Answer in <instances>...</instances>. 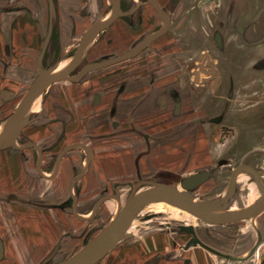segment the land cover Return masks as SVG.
Masks as SVG:
<instances>
[{"label": "crops", "instance_id": "crops-1", "mask_svg": "<svg viewBox=\"0 0 264 264\" xmlns=\"http://www.w3.org/2000/svg\"><path fill=\"white\" fill-rule=\"evenodd\" d=\"M64 1L56 5L58 11L53 34L44 58L47 66L53 61H69L83 34L93 23L86 26L85 21L108 12L112 3L109 1L107 7L106 0ZM159 1L163 4L168 0ZM50 24L49 0H0V123L16 110L37 78L38 60ZM124 24L117 18L101 32L98 43L111 37L124 51L129 41L123 34L125 31L122 32ZM111 48L101 46L98 53H94L96 49L92 50L95 56L99 55L94 61L101 59L102 55L105 58L114 55L115 49ZM110 66L89 72L81 81L60 79L51 83L38 99L42 113L23 129L19 138V141L23 138L32 140L42 149L44 171L50 169L47 170L49 173L45 171L49 176L54 168L49 167L48 155H58L66 146L82 142L77 141L84 137L82 129L86 123H91L95 141L88 144L93 153L82 176L79 177L82 170H77L79 163L74 149L63 156L52 178L36 176L34 148L11 152L0 149V237L5 247L2 261L10 256V264H39L47 252L57 247L63 235L79 233L85 223L95 217L80 219L73 213L72 203L63 205L70 202L68 198L73 201L70 186L74 180L77 209L81 215L89 216L93 208L82 209V201L94 197L87 195L83 198L84 192L80 193L78 186H93L98 195L97 189L116 176H129L137 166L146 173L150 166L163 160L164 153L181 154L179 150L164 152L159 148L161 134L171 135L163 131V123L169 122L165 117L169 109L165 108L171 107L174 101L173 93L164 85L165 76L174 81L179 69L172 67L168 70L167 66V70L159 71L157 68L149 77L140 70L127 71L119 78ZM34 105L37 108L36 103ZM113 108L115 113L112 114ZM195 126H190L183 135L190 137ZM139 132H149L155 143L149 147ZM133 138L139 140L140 150H144L139 161L131 156L129 144ZM96 151L102 161L93 164ZM187 153V150L182 152ZM9 195H12L11 202L3 200ZM32 200L50 201L53 205L42 207L30 204ZM195 220L198 224L202 221L196 217ZM148 221L135 229L133 224L129 230L132 235L120 241L95 264H251L252 249L264 239V212L253 223L238 220L235 221L239 222L237 225H233L235 222L207 223L195 227L198 237L209 248L201 244L187 247L192 233ZM196 223L190 224L198 225ZM70 238L74 240L73 236Z\"/></svg>", "mask_w": 264, "mask_h": 264}, {"label": "rangeland", "instance_id": "rangeland-1", "mask_svg": "<svg viewBox=\"0 0 264 264\" xmlns=\"http://www.w3.org/2000/svg\"><path fill=\"white\" fill-rule=\"evenodd\" d=\"M60 1L64 0H56L57 3ZM73 1L76 0H65L64 2ZM106 1L108 7L111 0ZM125 1L128 5L134 3V0ZM169 1L164 3L173 16L169 31L157 37L151 45L144 48L135 57L115 63L110 66V69L112 72L115 71L119 78L123 77L127 71L140 70L142 73H148L149 77L151 71L154 72V69L157 68L159 71L168 68L171 70L172 67L176 70L179 69V75L175 76L174 81L168 80L165 76L164 85L173 93L174 101L171 107L165 105L167 106L165 110L169 109L165 115L169 122L163 123L165 125L163 131L171 135L161 134L159 148L164 152L169 149L179 150L181 154L164 153L163 160L157 165L150 166L146 173L137 166V169L134 168L133 173L129 176H116L109 183L102 184L97 189L98 195L95 194V187L81 184L78 189L80 193L84 192L82 197L87 198V195L94 197L82 201V209L93 208L100 195L114 193L113 184L115 182H119L116 184V188L120 192V201L123 205L135 190L134 182L151 179L181 187V182L185 177L194 172L207 170L211 172L208 180L193 189L184 191L196 198L208 199L219 197L225 193L232 172L239 164L248 163L264 171V0ZM145 11L151 15L147 18L148 23H145L147 17L144 15ZM141 15H144V26L141 29L131 28L122 20L124 24L122 32L125 31L123 34L127 35L129 39L124 51L117 47L115 41L109 37L106 42L99 41L98 43L97 40L98 44L95 42L89 52L96 49L94 51L97 52L94 53H98L101 46L105 49L111 46V49H115L112 56L118 55L133 47L164 24L152 4L139 9L131 17V23L139 21ZM95 18L93 16L86 20V26L94 22L97 19ZM205 52L211 54L209 65L217 72L220 79L217 90L213 89L211 83L197 84L194 81L193 71L198 68ZM97 56L99 55L95 56L93 51L91 54L88 53L84 64L94 61V57ZM103 56L100 58H105ZM55 62L53 61L51 65ZM212 68H210L211 72ZM120 85L122 86V84ZM118 93H120L119 90H117ZM37 108L40 109V105H37ZM115 108L113 111L111 110L112 114L115 113ZM211 117H217L222 121H212ZM113 122L114 119L111 123ZM90 124H85L82 129L84 137L77 141L93 144L95 140L92 139L93 131ZM192 125H196V128L190 131V137H185L183 133ZM24 139H20L19 142L24 143L27 138ZM146 140L149 147L152 146V142L155 143L153 137ZM138 141L133 138L130 141L131 145L129 144L132 159L135 158L137 161H139L141 151H144L140 150L141 146ZM7 150L11 152L16 148L11 147ZM184 150L189 153L182 154ZM74 151L76 161L79 163L77 170L81 171L84 167L87 150L85 147H76ZM98 153L99 151L95 152L93 164L102 161L101 155ZM47 159L51 163L49 167L52 168L56 154H49ZM47 170L45 171L49 173L50 171ZM35 172L37 177H43L37 169ZM92 172L95 174V171ZM88 173L92 174L90 170ZM262 176L264 181V174ZM146 187L148 185H144L140 190ZM261 194L254 178L248 173H242L239 176L237 193L231 200L230 209L246 206ZM11 198L12 195H9L3 200L11 202ZM68 200L71 201V198ZM120 201L114 198L106 199L95 217L85 223L79 233L63 235L62 240L57 244L56 255L47 264L62 260L70 250L80 248L94 234L98 233L115 215ZM29 203L42 207L53 205L50 201L45 200L36 202L32 200ZM167 203H152L144 208L135 220L133 229L146 224L148 220L150 223L170 226L175 230H182L183 225H190L191 222L196 223L194 215L181 212L186 210L178 209L174 204L170 207ZM69 208L71 209V206ZM151 213H156L154 219L152 221L145 219V216ZM255 218H246L241 222L253 223ZM238 223L235 222L233 225ZM203 225L208 224L200 221L195 227L199 228ZM70 236H73L74 240ZM51 252H47L46 257ZM45 258H41L39 264ZM11 261L10 256H7L5 260H1L0 264H10Z\"/></svg>", "mask_w": 264, "mask_h": 264}, {"label": "water", "instance_id": "water-1", "mask_svg": "<svg viewBox=\"0 0 264 264\" xmlns=\"http://www.w3.org/2000/svg\"><path fill=\"white\" fill-rule=\"evenodd\" d=\"M145 1L151 3L157 9L159 15L164 21V24L127 51L115 56L106 57L101 60L91 61L84 64L90 47L100 38L101 32L110 26L117 18L134 12L140 4H143L140 0H137V6L134 9L130 11H124L121 6V0H111L112 7L110 10L105 14L100 15L85 31L76 53L70 57L69 61L63 66H60L61 60H58L54 64L47 66L44 63V58L53 34L54 19L56 17V4L54 0H49L51 9V24L44 47L38 60L39 74L22 97L16 110L4 122L0 123V126L2 127L0 130V149H8L11 147L16 149L35 147L39 152L37 169L39 174L45 178L54 177L61 165L63 156L68 151L76 147L87 148V156L91 158L92 149L89 145L83 142L72 143L58 153L54 171L49 176H47L44 174V171L41 167L42 149L34 141L29 139H27L24 143H20L19 138L23 129L36 118H38V116L42 113V106L40 109H38L34 104L42 96L51 83L60 79L81 81L89 72L93 70L107 67L125 59L135 57L144 48L151 45L157 37L169 31L172 24L170 12L165 10L158 0ZM177 1L178 0H173V2ZM201 71L209 73V70L203 67V63L200 64V69L195 70V80L197 82L200 81ZM207 79L209 78H204V80ZM217 120L218 119H216V121ZM88 166L89 163L85 164L79 177L84 174ZM242 173H248L254 178L262 194L255 201L246 206L230 209L231 200L237 193L238 179ZM263 174L264 171L257 169L255 166L248 163H241L234 168L225 193L219 197L208 199L196 198L195 196L184 191L186 189H193L202 184L204 181L208 180L211 176V172L207 170L194 172L185 177L181 182V188H179L177 185L167 182L143 179L133 183L135 190L131 193L123 205L120 201V192L118 189L116 193H106L100 196L92 209V213L89 216L81 215L77 209V196L73 192V187L76 182L74 180L70 186V193L73 199L71 205L73 213L80 219H92L106 199H118L120 201V205L112 219L98 233L86 241L82 247L70 250L62 260L51 264H95L120 241L132 235V232L129 230L134 224L135 220L140 216L142 210L150 204L156 202H168L177 205L182 209L193 213L195 216L201 218L202 221L209 224H226L246 218L257 217L264 212ZM144 185H148V187L140 190V188ZM63 205L69 206L70 203L67 202ZM155 216L156 213H151L146 215L145 219H151ZM181 228L183 231L193 234V237L187 242V247L190 245L201 244L209 248V246L198 237L193 224L183 225ZM260 242L261 240L254 246L252 252ZM57 248L58 247H55L41 264H47L49 261H51L57 253ZM4 254V241L0 237V260L4 257Z\"/></svg>", "mask_w": 264, "mask_h": 264}, {"label": "flooded vegetation", "instance_id": "flooded-vegetation-1", "mask_svg": "<svg viewBox=\"0 0 264 264\" xmlns=\"http://www.w3.org/2000/svg\"><path fill=\"white\" fill-rule=\"evenodd\" d=\"M135 1H137V0H134V3L133 4H127V2L125 1V0H121V6H122V9L124 10V11H130V10H132V9H134L136 6H137V2H135ZM143 4H140L138 7H137V9L134 11V12H132V13H130V14H128V15H124V16H120L119 18L120 19H122L123 21H124V23L126 24V25H128L129 27H131V28H134V29H141L143 26H144V15H146L147 17L145 18L146 19V21H145V23H148V17H150L151 15H149L146 11L144 12V15H141L140 17H139V21H137V22H132L131 23V17H133V15H135L138 11H139V9H141V8H144L145 6H151V3H148V2H146L145 0H140ZM159 1V0H158ZM179 1V0H178ZM177 1V2H178ZM54 2H55V4L57 5V2H56V0H54ZM160 2V1H159ZM169 2H171V0L169 1ZM168 2V3H169ZM160 4H161V6L165 9V10H167V11H169L170 12V14H171V18H172V21H173V16H172V13H171V11L168 9V7H165L164 6V3L162 4L161 2H160ZM112 7V3H111V6H110V8ZM110 8H109V10H110ZM57 6H56V13H57ZM172 25V24H171ZM171 28V27H170ZM127 36V35H126ZM142 52V51H141ZM140 52V53H141ZM210 59H211V54L209 53V52H205V55H204V58H203V60L202 61H200L199 62V64H198V68H196V69H194V71H193V73H194V81L197 83V84H206V83H211V85H212V87H213V89H215V90H217L218 88H219V84H220V79L218 78V74H217V72L212 68V66L211 65H209V62L211 63V61H210ZM205 60V61H204ZM203 63V67L204 68H206V69H208L209 70V73H205L204 71H201V78H200V81L199 82H197L196 80H195V70H197V69H200V64H202ZM210 68H212V72L210 71ZM204 78H209V79H207V80H204ZM112 111H113V109H112ZM211 119H212V121H215V122H220V120L222 121V119H218L217 117H211ZM216 119H218L217 121H216ZM142 133V135H143V137L145 138V139H148V138H150V133H148V132H141ZM27 140V139H26ZM25 140V141H26ZM83 143H86V142H83ZM87 145H89L88 143H86ZM28 148H30V147H25V148H22V149H18V150H21V151H24L25 149H28ZM32 148H34V150H35V153H36V158H35V166H36V169H37V162H38V157H39V152H38V150L35 148V147H32ZM87 151H88V149L87 148H85ZM91 149H92V147H91ZM71 151V150H70ZM69 151V152H70ZM87 151H86V154H85V160H84V166H85V164H87V163H89L90 164V159L91 158H89L88 156H87ZM68 153V152H67ZM92 153H93V151H92ZM92 157V156H91ZM45 161V155H44V153H43V151H42V162H41V167H42V169H43V171H44V162ZM56 161H57V155H56V160H55V163H56ZM55 163H54V166H53V168L55 167ZM38 170V169H37ZM54 170V169H53ZM52 170V171H53ZM44 173H45V171H44ZM45 175H46V173H45ZM263 177V176H262ZM117 183H119V182H115L114 184H113V189H114V193L115 192H117V188H116V184ZM70 204L72 203V201H70L69 202Z\"/></svg>", "mask_w": 264, "mask_h": 264}, {"label": "built area", "instance_id": "built-area-1", "mask_svg": "<svg viewBox=\"0 0 264 264\" xmlns=\"http://www.w3.org/2000/svg\"><path fill=\"white\" fill-rule=\"evenodd\" d=\"M250 257L252 259L251 264H264V239L256 246Z\"/></svg>", "mask_w": 264, "mask_h": 264}, {"label": "bare ground", "instance_id": "bare-ground-1", "mask_svg": "<svg viewBox=\"0 0 264 264\" xmlns=\"http://www.w3.org/2000/svg\"><path fill=\"white\" fill-rule=\"evenodd\" d=\"M67 61L68 60H63V61H61V63H60V66H63V65H65L66 63H67ZM36 105H38L39 106V100H37L36 102ZM36 107V106H35ZM1 126H0V130H1ZM54 171V170H53ZM52 171V172H53ZM45 174V173H44ZM263 180V179H262ZM205 182V181H204ZM264 182V181H263ZM179 187V186H178ZM179 188H181V187H179ZM105 202V201H104ZM156 203H159V202H156ZM165 203H167V202H165ZM170 207H171V205L172 204H169V203H167ZM172 206H174V205H172ZM176 206V208H178V209H182L181 207H179V206H177V205H175ZM168 209H169V207H168ZM195 216V215H194ZM196 218H199V217H197V216H195ZM199 219H201V218H199ZM202 220V219H201ZM194 225V224H193Z\"/></svg>", "mask_w": 264, "mask_h": 264}]
</instances>
